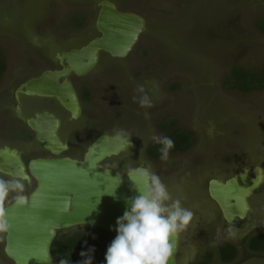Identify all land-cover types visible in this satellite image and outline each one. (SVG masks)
I'll return each mask as SVG.
<instances>
[{
	"label": "rangeland",
	"instance_id": "rangeland-1",
	"mask_svg": "<svg viewBox=\"0 0 264 264\" xmlns=\"http://www.w3.org/2000/svg\"><path fill=\"white\" fill-rule=\"evenodd\" d=\"M97 1L40 0L37 9L38 0L29 4L26 0H0V49L7 62L0 100L8 93L9 75L14 70L32 62L34 71L36 59L44 63L43 68L48 67V58L56 52L96 34ZM113 1L123 10L141 14L146 27L126 57L101 53L94 70L81 79L89 85V94L82 101L84 114L99 126L72 151L81 158L91 139L102 131L122 128L131 133L130 155L125 151L103 164L118 163L116 169L122 171L128 161L141 159L152 166L172 197L194 213L189 228L180 235L177 264H199L202 245L196 237L200 223L196 213L202 204L209 205L208 179H225L245 165H259L264 172V90L240 93L221 84L238 63H264V34L254 25L264 14V0ZM72 13H84L88 26L79 31L65 22ZM81 81L76 83L80 86ZM139 85L151 98L152 107L141 108L134 102V96L143 95L137 91ZM167 116L178 126L193 130L196 143L187 151L170 153L164 162L149 157L146 148L153 142L152 134L161 135L157 125ZM192 186L194 191L189 189ZM261 188L263 191L264 183ZM77 230H87L92 236V264H105L107 247L115 237L86 226L60 231L58 236ZM245 258L242 264H264L263 257ZM209 264L223 263L213 257Z\"/></svg>",
	"mask_w": 264,
	"mask_h": 264
},
{
	"label": "water",
	"instance_id": "water-1",
	"mask_svg": "<svg viewBox=\"0 0 264 264\" xmlns=\"http://www.w3.org/2000/svg\"><path fill=\"white\" fill-rule=\"evenodd\" d=\"M98 6L95 27L100 35L79 48L57 52L60 68L44 71L39 77L24 82L18 91L26 95L54 97L73 117L80 114L79 99L68 77L89 74L96 67L101 52L115 58L126 57L146 27L143 16L121 11L110 0H100ZM44 117L45 114L40 118ZM28 123L54 154L67 149L68 146L56 135L55 128L47 133L48 128L39 122L29 119ZM105 136L101 134L89 143L81 158L57 156L28 162L29 173L36 181L28 194L29 203L8 209L12 228L6 235L4 252L14 264H58L51 252L52 243L60 231L73 227L96 228L116 236V219L128 207L125 200L137 193L131 188L126 174L116 186L118 179L114 178L122 171L103 164L106 159L125 152L116 154L114 143ZM7 152L0 151L3 163L7 167L11 165L15 172L20 168L25 170L20 157ZM263 181L261 166L254 167V177L244 168L225 181L211 179L208 192L219 205L225 220L233 223L246 217L250 210L248 197ZM65 201H70L67 212L62 211ZM180 237L175 240L170 264H177Z\"/></svg>",
	"mask_w": 264,
	"mask_h": 264
},
{
	"label": "flooded vegetation",
	"instance_id": "flooded-vegetation-1",
	"mask_svg": "<svg viewBox=\"0 0 264 264\" xmlns=\"http://www.w3.org/2000/svg\"><path fill=\"white\" fill-rule=\"evenodd\" d=\"M99 1L96 2L98 9ZM110 1L115 3V1L113 0ZM29 2H31V0H26V4H29ZM36 5L37 9H39L40 0H38V3H35V6ZM117 8L121 11H130L123 10V8L119 6H117ZM38 12L39 11H37L35 15H38ZM35 18L36 20H38V17ZM83 18H85L84 13H80L77 15L72 13V15H70L67 18V21L65 22H67L69 25L71 24L72 26L78 28L79 31H81L89 24V21L87 20L88 22L85 21L83 25H79V23H82L81 21ZM95 30L96 34H93L90 38L86 39L78 45H74L61 51H66L75 47L79 48L82 45L86 44L94 37L100 35L96 27ZM56 54L57 52L53 55V58H48V61L50 62L47 61L45 65L48 67L43 68L42 66L44 65V63H41L40 59H36V70H31L33 69L31 68V66L33 65L32 62H30L29 65H24L25 67L23 69L18 68L17 72L14 70L9 75L10 84L8 93L6 94V97H3L2 100H0L2 102L0 103V116H2L0 120L2 121L0 123V151L7 150V153L9 155L11 153L14 155H18L25 165V171H27L28 173V162L31 159L57 156L76 157L72 151L73 148H75L76 143H78L79 145L84 144L86 140L90 137L91 130L99 126L97 122H94L92 119H90L91 117L88 118L84 114V106L82 101L85 95L88 96L89 94V85L87 83L82 82L81 79L87 76L88 74L81 77L72 74L68 77L76 91L81 107L80 114L77 117H73L71 112L64 108L54 97L26 95L18 91V89L24 82L34 77H39L44 71L59 69L60 64L56 57ZM76 79H80V86L76 83ZM44 114L46 115V117L40 118L43 117ZM29 119H33L39 122V124L43 125L44 127H47V133H49L51 129L55 128L56 135L58 136L60 141H62V143L68 146L67 149L62 150L57 155L54 154L50 149L46 148L45 142L39 139L37 132L29 125ZM101 134L111 133L105 131L99 132L95 138L91 139V142ZM130 139L133 143L132 137H130ZM52 140L55 141V138L52 137ZM0 162V174L16 173L11 165H8L7 167V165L3 163V159H1V156ZM256 166H253L251 168L245 165L241 167L239 171L226 177L225 179H220L216 176H212L208 179L205 192L207 194L206 196L209 198L210 201L209 205L202 204L200 206V211L198 212V214L196 213V215H198L197 218L200 222L198 224V231L196 233V237L200 242V246L202 245L198 252L200 257L198 260L199 264H209L213 257H217L223 264H242L245 262V257L247 256L253 258H264V248H255V246L258 245L260 241L261 246L264 245V190H261L264 181L248 197L250 210L248 211L246 217L244 219H238L233 223H229L225 220L219 205L210 197L208 192L211 179L225 181L227 178L241 173L244 168H247L248 175L254 177V167ZM31 178V184L27 187V194H29L36 185L35 179L32 176ZM189 189L194 191L196 187L192 186L189 187ZM253 198L255 199L251 201ZM253 203L254 205H256L255 207H253ZM205 209L207 210L205 211ZM228 228H232L234 230V236H228L227 232L225 231ZM258 235H262V238L256 239V243H253L252 245V238ZM250 245H252V248ZM4 246L5 240L3 242H0V264H14V262L6 256L4 252ZM234 252L235 256L232 259L226 261L222 259V255L226 256L227 254L230 255ZM55 259L64 260L57 258Z\"/></svg>",
	"mask_w": 264,
	"mask_h": 264
},
{
	"label": "clouds",
	"instance_id": "clouds-1",
	"mask_svg": "<svg viewBox=\"0 0 264 264\" xmlns=\"http://www.w3.org/2000/svg\"><path fill=\"white\" fill-rule=\"evenodd\" d=\"M137 91L143 95L133 97L141 108L152 107L151 98L145 93L142 85L137 86ZM147 119L149 113H143ZM131 133L122 128H114L111 136L107 134L105 139H111L114 143L116 154L127 151L132 147ZM150 139L159 145L160 160L167 162L170 150L175 147L172 138L166 135L152 134ZM142 153V151H141ZM130 155V153H129ZM118 163L110 167L117 168ZM126 174L131 183V188L137 195L125 200L128 205L123 215L116 219V236L107 247L104 256L105 264H170L175 251V240L190 226L194 213L191 209L184 207L180 199L173 198L166 184L160 176L147 163H133L128 161L122 172H118L114 179ZM31 176L23 168L16 173L0 174V242L6 239L12 224L8 209L12 207H23L29 203L27 187L31 184ZM70 201H65L62 211L67 212ZM219 231V229H218ZM229 237L234 236V230H225ZM95 251L90 247L87 252L82 251L83 258L77 264H92V253ZM61 264H68L62 260Z\"/></svg>",
	"mask_w": 264,
	"mask_h": 264
},
{
	"label": "trees",
	"instance_id": "trees-1",
	"mask_svg": "<svg viewBox=\"0 0 264 264\" xmlns=\"http://www.w3.org/2000/svg\"><path fill=\"white\" fill-rule=\"evenodd\" d=\"M84 19V20H83ZM82 19L83 25L85 18ZM254 25L256 29L264 34V14L258 16ZM7 69L6 59L0 49V82ZM222 87L226 90H236L240 93H249L252 91L264 90V63L262 65L251 66L247 64H236L228 73H226L221 81ZM157 128L161 135H166L172 138L175 142V147L170 150V153H181L187 151L196 143V135L193 130L178 126L172 116L164 117L159 121ZM159 145L152 142L147 148V155L151 158L159 159ZM262 238L258 235L252 238V245L256 243V239ZM255 241V242H254ZM92 238L89 231H75L65 235H59L52 243L51 252L54 258L64 259L70 264H77L83 258L80 256L82 251L87 252L91 247ZM258 243V242H257ZM252 245L251 248H252ZM255 248L263 249L261 241ZM235 256V252L230 255L223 256V260H230Z\"/></svg>",
	"mask_w": 264,
	"mask_h": 264
}]
</instances>
